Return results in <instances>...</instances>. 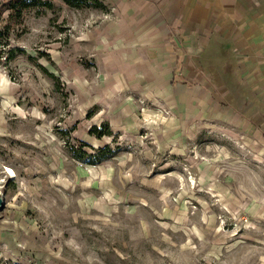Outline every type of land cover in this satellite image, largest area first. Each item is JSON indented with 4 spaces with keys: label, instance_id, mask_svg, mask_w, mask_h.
<instances>
[{
    "label": "rangeland",
    "instance_id": "obj_1",
    "mask_svg": "<svg viewBox=\"0 0 264 264\" xmlns=\"http://www.w3.org/2000/svg\"><path fill=\"white\" fill-rule=\"evenodd\" d=\"M53 2L0 13V264H264L263 133L144 95L124 0Z\"/></svg>",
    "mask_w": 264,
    "mask_h": 264
},
{
    "label": "crops",
    "instance_id": "obj_2",
    "mask_svg": "<svg viewBox=\"0 0 264 264\" xmlns=\"http://www.w3.org/2000/svg\"><path fill=\"white\" fill-rule=\"evenodd\" d=\"M5 0H0L3 2ZM142 93L264 136V0H124Z\"/></svg>",
    "mask_w": 264,
    "mask_h": 264
},
{
    "label": "trees",
    "instance_id": "obj_3",
    "mask_svg": "<svg viewBox=\"0 0 264 264\" xmlns=\"http://www.w3.org/2000/svg\"><path fill=\"white\" fill-rule=\"evenodd\" d=\"M68 8L85 10L88 8L91 9H105L107 10L106 5L102 0H61ZM1 5V3H0ZM54 8L53 0H8L6 3L2 4L0 7V13L2 9L10 12L9 19L11 21L15 20V24L19 29H24L25 16L29 12H36L37 14L43 13L46 10H52ZM10 31L9 29L1 30L0 29V48L10 43ZM94 133H98V136H104L105 134L94 129ZM107 150V149H106ZM102 152V151H101ZM104 152V150H103ZM102 152V153H103ZM96 161H99L101 157L97 154L95 157Z\"/></svg>",
    "mask_w": 264,
    "mask_h": 264
},
{
    "label": "water",
    "instance_id": "obj_4",
    "mask_svg": "<svg viewBox=\"0 0 264 264\" xmlns=\"http://www.w3.org/2000/svg\"><path fill=\"white\" fill-rule=\"evenodd\" d=\"M3 201H2V198H1V196H0V211L3 209Z\"/></svg>",
    "mask_w": 264,
    "mask_h": 264
},
{
    "label": "bare ground",
    "instance_id": "obj_5",
    "mask_svg": "<svg viewBox=\"0 0 264 264\" xmlns=\"http://www.w3.org/2000/svg\"><path fill=\"white\" fill-rule=\"evenodd\" d=\"M12 175H13V173H12Z\"/></svg>",
    "mask_w": 264,
    "mask_h": 264
}]
</instances>
